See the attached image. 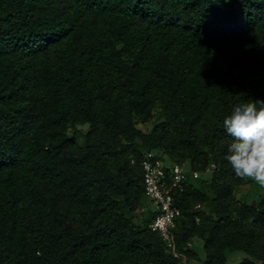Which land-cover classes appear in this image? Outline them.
<instances>
[{
    "label": "trees",
    "instance_id": "obj_1",
    "mask_svg": "<svg viewBox=\"0 0 264 264\" xmlns=\"http://www.w3.org/2000/svg\"><path fill=\"white\" fill-rule=\"evenodd\" d=\"M261 100L264 0H0V264H184L136 220L148 152L212 172L177 202L179 254L264 264L223 127Z\"/></svg>",
    "mask_w": 264,
    "mask_h": 264
},
{
    "label": "built area",
    "instance_id": "obj_2",
    "mask_svg": "<svg viewBox=\"0 0 264 264\" xmlns=\"http://www.w3.org/2000/svg\"><path fill=\"white\" fill-rule=\"evenodd\" d=\"M157 152L145 153L141 166L145 186V197L152 203L155 216L149 227L157 232L165 242L167 249L178 258L184 257L176 250L173 230L181 216L178 200L185 193L186 185L191 176H196L190 169L186 170V162H171ZM201 206L197 208L200 209ZM146 210V209H145ZM192 248V244H188Z\"/></svg>",
    "mask_w": 264,
    "mask_h": 264
},
{
    "label": "clouds",
    "instance_id": "obj_3",
    "mask_svg": "<svg viewBox=\"0 0 264 264\" xmlns=\"http://www.w3.org/2000/svg\"><path fill=\"white\" fill-rule=\"evenodd\" d=\"M223 127L233 138L225 159L235 175L264 187V100L235 106Z\"/></svg>",
    "mask_w": 264,
    "mask_h": 264
},
{
    "label": "rangeland",
    "instance_id": "obj_4",
    "mask_svg": "<svg viewBox=\"0 0 264 264\" xmlns=\"http://www.w3.org/2000/svg\"><path fill=\"white\" fill-rule=\"evenodd\" d=\"M158 122V118L156 117L152 123L150 124H139V128L143 131L149 132L151 128ZM89 126L85 125H78L76 127H70L69 128V134L70 135H76L77 139L79 140V143L81 145H84L85 142V136L88 133ZM186 170L190 169V165L186 164ZM212 177V172L208 171L206 173H200L196 176H191L190 181L192 184L196 186H200L204 181H209ZM264 194V187L259 186L254 181L246 179L244 184L238 188L236 192V198L244 203L247 204H257L261 200V196ZM145 209L147 211H145ZM153 210L152 203L149 200H145V203L143 205V208L139 210V212L136 215V220L143 221V219L147 220L148 216H150V211ZM192 249L196 251V253L199 256V259L195 260H188L186 257H183V263L184 264H202V261L205 259V251L203 248V243L199 239H194L192 241ZM244 255L242 253H234L229 258V264H240L243 259Z\"/></svg>",
    "mask_w": 264,
    "mask_h": 264
}]
</instances>
